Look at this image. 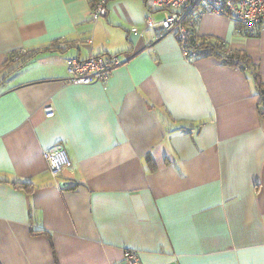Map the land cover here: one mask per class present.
Wrapping results in <instances>:
<instances>
[{
    "label": "crops",
    "instance_id": "0c3cea01",
    "mask_svg": "<svg viewBox=\"0 0 264 264\" xmlns=\"http://www.w3.org/2000/svg\"><path fill=\"white\" fill-rule=\"evenodd\" d=\"M93 1L0 0V264H264V28L198 7L195 35L249 66L187 61L146 26L162 8L109 0L94 21ZM90 54L120 64L66 82ZM55 146L71 166L52 176Z\"/></svg>",
    "mask_w": 264,
    "mask_h": 264
},
{
    "label": "built area",
    "instance_id": "2783aa9c",
    "mask_svg": "<svg viewBox=\"0 0 264 264\" xmlns=\"http://www.w3.org/2000/svg\"><path fill=\"white\" fill-rule=\"evenodd\" d=\"M109 0H94L91 6L90 16L92 20H98L106 15L107 2ZM150 8H162L166 11L165 18L160 21L148 19L146 26L158 27L157 38L163 37L169 32L180 44L184 59L191 61L200 53L186 44V38L192 29V13L198 7L215 14L227 16L242 27L250 29V33L258 32L264 28V0H142ZM200 13V12H199ZM130 32L138 35V29L133 26ZM90 44L91 40H87ZM18 55L12 60H17ZM120 64L117 56L103 57L92 55L85 59L68 58L66 68L68 79L72 84H90L92 82H106L113 68ZM44 115H53V108L48 105L43 108ZM49 172L57 176L63 169L71 166L66 151L61 146H55L43 152ZM123 259L128 264H140L138 252L134 249H125Z\"/></svg>",
    "mask_w": 264,
    "mask_h": 264
},
{
    "label": "trees",
    "instance_id": "16d2710c",
    "mask_svg": "<svg viewBox=\"0 0 264 264\" xmlns=\"http://www.w3.org/2000/svg\"><path fill=\"white\" fill-rule=\"evenodd\" d=\"M186 44L189 45L190 48L196 49L200 53V57L213 55L220 58L224 64L229 66H249V60L245 54L226 50L222 42L217 39H206L205 37L195 35L194 29H191L189 36L186 38ZM253 80L254 87L262 95L261 100H263L264 84L258 79L257 74H255ZM15 185H18V187L24 186L21 182H17Z\"/></svg>",
    "mask_w": 264,
    "mask_h": 264
}]
</instances>
